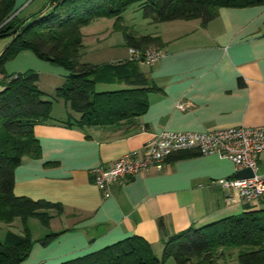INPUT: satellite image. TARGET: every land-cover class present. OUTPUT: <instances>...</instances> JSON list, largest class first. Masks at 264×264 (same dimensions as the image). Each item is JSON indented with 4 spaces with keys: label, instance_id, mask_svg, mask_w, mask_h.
<instances>
[{
    "label": "crops",
    "instance_id": "obj_1",
    "mask_svg": "<svg viewBox=\"0 0 264 264\" xmlns=\"http://www.w3.org/2000/svg\"><path fill=\"white\" fill-rule=\"evenodd\" d=\"M37 1L15 0L14 15L30 22L55 3L45 0L40 12L21 17ZM124 20L122 16L123 25ZM148 23L153 31L144 35L160 38L161 45L153 48L162 56L153 66L132 63L146 78V88L158 91L144 94L147 111L129 121L80 128L76 123L81 115L55 96L66 81L68 73L63 68L43 65L30 51L6 64L7 76L25 70L40 72L38 87L41 73L60 83L48 98L51 120L33 128L40 157L22 159L14 171L13 192L17 197L58 204L62 210L45 211L50 216L48 226L39 222L44 231L36 237L30 232L32 247L21 264H61L133 236L144 239L153 251L163 249L169 237L188 228L264 208L262 201L241 202L236 193L234 200L226 199L220 181L233 179L235 167L216 155L167 160L160 170L112 184L107 197L94 186L91 170L107 169L127 153H141L162 131L264 127V6L221 8L206 26L200 20ZM111 35L106 29L88 36L101 45ZM9 41H1L0 53ZM128 49H120L122 54L111 56L108 62L87 63L128 62ZM3 78L0 74V92ZM131 88L124 82L95 86L97 93ZM180 103L186 105L184 111L177 109ZM257 167L264 175V152L257 157Z\"/></svg>",
    "mask_w": 264,
    "mask_h": 264
},
{
    "label": "trees",
    "instance_id": "obj_2",
    "mask_svg": "<svg viewBox=\"0 0 264 264\" xmlns=\"http://www.w3.org/2000/svg\"><path fill=\"white\" fill-rule=\"evenodd\" d=\"M45 13L24 22L14 15L15 0H0V39L19 26L13 40L0 54V223L22 225V234L7 232L0 241V264H21L32 247L28 220L37 219L48 226L50 209L62 207L46 201H33L14 195V171L23 158L40 157V145L33 128L51 120L52 102L39 89L33 71L7 76L5 65L21 52L30 51L38 59L60 66L68 74L56 90L69 109L81 115L80 128L115 125L142 116L148 109V82L137 65L125 63L92 65L79 61L83 48L81 30L98 19H114L113 28L121 29L125 47L144 50L159 47V37L137 36L123 27L122 15L135 4L143 17L153 24L200 20L206 26L221 8L264 6V0H54ZM124 82L128 90L97 93L98 83ZM200 156L182 152L168 160ZM44 211V212H41ZM53 234L49 238H53ZM236 251V264H264V208L231 216L201 228H188L169 237L158 258L149 243L133 236L98 252L61 264H219ZM227 254V255H226Z\"/></svg>",
    "mask_w": 264,
    "mask_h": 264
},
{
    "label": "built area",
    "instance_id": "obj_3",
    "mask_svg": "<svg viewBox=\"0 0 264 264\" xmlns=\"http://www.w3.org/2000/svg\"><path fill=\"white\" fill-rule=\"evenodd\" d=\"M128 52V61L146 66H153L162 56L152 47L144 50L130 48ZM176 107L181 111L186 109L182 103ZM182 152L225 158L232 162L236 173L250 169L251 178L220 181L226 199L234 200L236 193L241 202H264V175L258 173L257 167V157L264 152V127H232L203 133L162 131L145 145L141 153H127L107 169L91 170L94 186L107 197L112 184L151 169L160 170L171 156Z\"/></svg>",
    "mask_w": 264,
    "mask_h": 264
},
{
    "label": "rangeland",
    "instance_id": "obj_4",
    "mask_svg": "<svg viewBox=\"0 0 264 264\" xmlns=\"http://www.w3.org/2000/svg\"><path fill=\"white\" fill-rule=\"evenodd\" d=\"M44 2L45 0H38L33 6L23 11V13L21 14V17H27L30 13L40 12L41 10L40 5ZM122 16L125 19L124 21H125V25L127 27L128 32H132L136 35L137 34L144 35V34H148L151 31H153L152 25L148 23L149 22L148 19H145L143 17L142 10L139 9L138 4L132 5ZM114 21H115L114 19H105V18L98 19L92 22L89 26L82 28L81 33L85 36L82 42H83V45H85L86 47L82 48V50L80 51V58H79L80 62L82 63L91 62L94 64H98V63L101 64L104 62H108L111 56H119L116 54L120 53L122 51L120 49H123L125 47V40L123 37L122 30L116 29V27L113 28ZM121 25L123 27L125 26L123 24ZM106 29L109 30L112 33V35L108 37L106 40L104 39L103 40L104 42L101 45H99V43L97 44L96 40H94L91 36H88L89 34L103 32ZM6 39L10 40L8 42L9 44L13 40V37H6L3 39H0V45L3 43L1 41H4ZM111 48H114L113 51H110L112 50ZM121 54L122 53H120V55ZM128 56H129V52H128ZM14 59L8 61L6 64H8L9 62L15 61ZM39 61H41L40 63H42L43 65H47L48 67H53L55 69L64 71L61 67H58L54 64H51L46 61H42L40 59ZM5 68H6V65H5ZM143 69H146V68H143ZM27 71H33V70H27ZM27 71L25 70V72ZM25 72H20V73H25ZM33 72H36L38 75L40 73L38 71H35V69ZM40 75H42V81L39 85L40 90L43 93L45 92L48 98L53 97L56 86H60V83H58L59 81L57 82L49 81L48 76H43V73H41ZM102 89L103 88L101 87L98 88V90H102ZM28 229L30 230L33 237L38 236L40 230L44 231V227L36 219L29 220ZM7 232H13L15 234H22V225L19 219H16L15 222L10 226L4 223H0V241L1 242L4 240ZM153 252H155L154 254L158 258H160L162 255L163 249L156 247ZM235 259H236V251L231 253V257L224 258V260L219 261V264H236ZM165 264H176V263L173 259H169L165 262Z\"/></svg>",
    "mask_w": 264,
    "mask_h": 264
},
{
    "label": "water",
    "instance_id": "obj_5",
    "mask_svg": "<svg viewBox=\"0 0 264 264\" xmlns=\"http://www.w3.org/2000/svg\"><path fill=\"white\" fill-rule=\"evenodd\" d=\"M19 30V26L15 27L11 32L7 34V37H14ZM253 177V173L250 169H243L234 175V179H244Z\"/></svg>",
    "mask_w": 264,
    "mask_h": 264
}]
</instances>
